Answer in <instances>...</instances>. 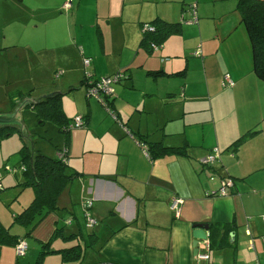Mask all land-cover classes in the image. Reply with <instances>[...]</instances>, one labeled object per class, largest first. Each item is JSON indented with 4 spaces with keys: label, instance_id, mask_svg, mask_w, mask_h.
Segmentation results:
<instances>
[{
    "label": "crops",
    "instance_id": "crops-1",
    "mask_svg": "<svg viewBox=\"0 0 264 264\" xmlns=\"http://www.w3.org/2000/svg\"><path fill=\"white\" fill-rule=\"evenodd\" d=\"M42 1L40 7L32 0L31 10L40 11L37 25L48 32L26 43L42 58L29 96L61 91L67 116L83 114L86 123L69 135V172L77 177L59 197L64 211L48 213L24 237L28 228L14 224V216L29 206L34 189L26 188L29 196L19 201L15 194L0 200V221L28 244L24 256L16 246L2 247L0 264H35L59 223L65 236L82 235L53 240L51 250L77 242L83 257L63 262L62 253L54 252L43 264H264V82L253 72L239 0H72L68 10L67 0ZM194 4L197 23H184L165 48L142 52L143 23L180 22V14L190 20ZM21 47L27 52L15 43L0 46V53L25 57ZM85 57L92 60L88 67ZM185 67V75H175ZM156 70L165 75L152 77ZM87 71L96 79L117 72L128 76L115 85L118 120L100 100L87 97ZM24 72L33 74L25 67ZM253 129L260 132L233 152L230 146ZM136 134L184 151L151 159ZM215 149L220 158L203 166L201 159ZM4 171L18 180L20 170ZM223 176L234 180L225 195L219 193ZM174 198L183 200L179 210L172 208ZM90 202L94 226L86 220ZM196 223L209 225L197 247ZM211 224L231 226L230 245L211 247ZM203 254L209 258L199 257Z\"/></svg>",
    "mask_w": 264,
    "mask_h": 264
},
{
    "label": "trees",
    "instance_id": "trees-1",
    "mask_svg": "<svg viewBox=\"0 0 264 264\" xmlns=\"http://www.w3.org/2000/svg\"><path fill=\"white\" fill-rule=\"evenodd\" d=\"M237 9L241 16V23L245 26L251 43L253 72L258 79L264 82V0H239ZM185 19L187 18L182 15L180 22H169L162 18H156L152 22L143 23L142 25L150 24L154 26L155 30L144 31V37L141 41L140 47L146 50L148 53H153L154 51H156L153 48L152 44H156L162 49V45L172 36L182 33L183 24L187 23L185 22ZM186 72L187 68L185 67L181 70V72L178 71L175 75L183 76L186 74ZM150 75L154 78H158L165 75V72L163 70H156L151 71ZM84 85H86L85 79ZM29 95H31V92L18 91L14 93L11 96L12 107L14 108L17 105V102L14 101V98H18L19 100H21ZM114 97L115 96H113L112 98H106V103L111 110L114 109ZM29 107L35 111L36 116L41 121V123L51 121L59 127L60 131L66 135L67 142L65 147L69 149L68 139L75 118L71 120L67 116L63 108L62 94L56 93L50 97L43 99L40 103L34 106L30 105ZM114 113L118 117L116 111H114ZM14 132H17L23 140V145L20 149L22 165L19 167H25V169L23 170V185L25 187H32L35 191V197L32 203L22 212L17 213L14 216L13 221L14 224H18L20 226L28 228L27 230L29 232H27L24 236L28 237L34 226L37 225L45 217V215L51 212L64 211L63 208H60L59 206V197L68 187V185L77 177V173L69 172V164H67V162H63L58 158V156L54 157L51 155H47L42 153V151H40L39 149H36L32 135H30L29 133L27 134L28 136H30L31 140L23 137L20 132L19 126H1L0 138L10 136ZM259 132V130L255 129L249 130L246 134L237 139L230 146V148L233 149V152L237 153L238 149L247 137L253 136ZM136 136L141 143H144L146 145L151 159L164 154H180L182 151H184V147H170L164 145L162 142L148 141L141 134H136ZM56 148L57 153L62 149L59 147ZM6 166L9 165L6 164L5 167ZM227 177L228 176H223L221 178L227 179ZM4 188L5 186L2 184V187H0V191H3ZM230 228V225L224 226L219 224H211L210 242L213 249L225 248L227 245H230ZM64 231V226L56 227L52 238L42 244L41 252L35 264H43L44 257L47 254L54 252L62 253L63 262H75L79 261L83 257L84 249L82 248L83 246L79 243L69 248L51 250L52 241L58 237H61V239L71 240L82 235L81 232L78 234L65 236ZM21 239L24 238L21 235L12 233L11 230L4 226L0 221V254L2 247L16 246Z\"/></svg>",
    "mask_w": 264,
    "mask_h": 264
},
{
    "label": "rangeland",
    "instance_id": "rangeland-1",
    "mask_svg": "<svg viewBox=\"0 0 264 264\" xmlns=\"http://www.w3.org/2000/svg\"><path fill=\"white\" fill-rule=\"evenodd\" d=\"M36 2L38 4L35 5L40 7H43L45 4L42 0H36ZM32 5H34L32 4V0H22V1L0 0V46L6 47V46H11L12 44L15 43L16 44L21 43V45L25 46V49L28 52V53L25 52L24 48L21 47L20 51L22 53L25 52V57L14 56L12 53L11 54L0 53V112L11 111L13 108L11 96L18 91L21 92L30 91L29 89L32 88L34 85L33 78L40 76V74L37 72L41 70L38 68V65L42 62V58L39 55H34L37 53L36 49L31 48L26 43L34 42L36 39H39L40 38L39 36L45 34V32L47 33L48 29L47 27L46 29L45 27H40V28L38 27L36 21L37 19L42 18V16L40 15L39 10H34V11L31 10L33 7ZM225 5H227V7H233V4H225ZM194 6L196 12L197 6L196 4H194ZM169 7L170 9H174L175 11L177 5L172 3L169 4ZM179 18L180 19L182 18L181 14ZM60 26L61 23L56 24V28L59 29ZM142 26H143L142 30L144 32V25ZM97 41L100 44V38H98V36H97ZM194 41L195 40H192L191 43H193ZM163 46L165 48V43L162 45V47ZM142 52L146 53L147 51L142 49ZM40 54L43 55L44 53L42 52ZM28 56L32 57L33 61H35L36 63H33L31 59L30 61H28L29 59ZM24 67L26 68V71L28 69L33 71L31 77L30 76L27 77V74L24 72ZM136 69L137 70H135V75L138 76V71L140 70V68H136ZM16 75H20L19 79L15 80L16 78H14V80H11V82H9L10 78L13 79V77H15ZM45 85H47V81ZM85 88L88 97L87 85H85ZM41 91H43L42 88L39 89L38 93H40ZM14 101L19 102L20 100L18 98H14ZM102 105L106 108L104 104ZM156 106H159V104H156ZM114 109L113 111H115ZM106 110L114 119L113 115L109 112V110L107 108ZM22 113H23L24 122L28 128V133L32 135L33 140L35 142V148L39 149L44 154L56 157L57 156L56 147L59 148L65 147L66 135L60 131L59 127L54 122L46 121L45 123H41V121L37 118L36 113L32 108L30 107L25 108ZM78 116L84 117L83 114L82 115L79 114L77 116H74L73 119ZM207 127L209 129V124L204 126L205 130L207 129ZM77 129L79 128H74L72 130H77ZM22 145H23L22 137L17 132H14L10 136L0 138V172H2V174L4 173L2 180L5 186L4 190L0 191V200H2L6 194H12V195L15 194V198H18V201L21 199L20 196L27 197L29 196V194L31 199L32 198L34 199L33 197L34 193L32 191L29 194L26 192V188L28 187H25L23 185L24 173L19 168L22 165L21 162L22 157L20 155V149ZM69 151H70V147H69ZM5 164H8L11 167L19 168L20 171L17 174L18 177L17 181L15 180V177H11L10 175H7L5 173L4 171ZM33 199L31 200L30 204L32 203ZM18 201L13 205L17 206L19 204ZM14 206H12V208ZM78 206L79 205H76V207ZM84 223L85 222H83L82 224ZM59 225L64 226L63 223L62 224L59 223ZM84 231L86 232L87 230L84 229ZM59 238L61 237H58L54 240H57ZM76 244L77 242L74 243V245Z\"/></svg>",
    "mask_w": 264,
    "mask_h": 264
},
{
    "label": "built area",
    "instance_id": "built-area-1",
    "mask_svg": "<svg viewBox=\"0 0 264 264\" xmlns=\"http://www.w3.org/2000/svg\"><path fill=\"white\" fill-rule=\"evenodd\" d=\"M65 9H70L72 7V0H67V2L64 5ZM192 15L193 17L190 20L185 19L187 23H193V22H197V14L195 12V6L193 5L192 8ZM155 28L154 26L150 25V24H145L144 25V31H154ZM153 48L155 50L160 49V46H157L156 44H152ZM199 52H197V54H199ZM91 58L85 57L84 58V65L85 67H88L91 65ZM127 75L125 74V72H117L113 75H109V76H104L101 78H93V75L90 72H86L85 75V82L86 85L88 87V97H95L97 99H99L102 104H104L106 106V108L109 110V112L114 115V117L116 118V120H118L117 116L115 115L114 111L111 110L107 103H106V98H112L113 96H115V85L118 84L119 82H121L124 79H127ZM225 81L230 85L233 86L234 82L233 80L230 79L229 75L226 76ZM85 120L83 117L78 116L75 118L74 120V124L72 125V129L74 128H80L83 127L85 125ZM146 148V147H145ZM147 151V148H146ZM220 151L219 149H215L213 150L211 153H209L206 157L201 159V163L203 166L208 167L211 166L217 159L220 158ZM57 156L59 159H61L63 162H67V164L69 163V149L67 147L62 148L58 153ZM22 171L25 169V167L23 166L22 168H20ZM5 170L9 173L15 174L19 168L17 167H11V166H6ZM234 186V182L231 179H223L222 181V186L219 190V193L222 195H225L228 191L229 187ZM0 187H2V174L0 173ZM183 202L182 199L179 198H174L172 201V208L175 210H179L180 208V204ZM91 204H87L86 208H85V214H86V220H87V225L88 226H94L96 224V220L94 219V217L91 214V207H92V202H90ZM179 212V211H178ZM28 248V244L27 241L25 239H21L19 241V243L16 245V249H17V253L19 256H24L26 253V250ZM199 257L201 258H209L208 254H203V255H199Z\"/></svg>",
    "mask_w": 264,
    "mask_h": 264
},
{
    "label": "water",
    "instance_id": "water-1",
    "mask_svg": "<svg viewBox=\"0 0 264 264\" xmlns=\"http://www.w3.org/2000/svg\"><path fill=\"white\" fill-rule=\"evenodd\" d=\"M56 93H61V91H56L52 93H48L45 95H42L40 97H34V96H27L21 99L19 102H17V105L8 112H0V127L6 126V125H16L19 126L20 132L26 139H30V136H28V128L24 122L23 118V110L25 108H28L30 105L34 106L38 103H40L43 99L50 97ZM31 140V139H30ZM195 230H194V237H195V243L194 246L197 247L198 242L200 239H206L207 238V230L209 229V225L205 223H196L194 224Z\"/></svg>",
    "mask_w": 264,
    "mask_h": 264
}]
</instances>
